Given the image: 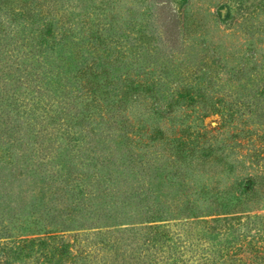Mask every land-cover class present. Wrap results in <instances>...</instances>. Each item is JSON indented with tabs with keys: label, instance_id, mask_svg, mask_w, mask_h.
Segmentation results:
<instances>
[{
	"label": "rangeland",
	"instance_id": "obj_1",
	"mask_svg": "<svg viewBox=\"0 0 264 264\" xmlns=\"http://www.w3.org/2000/svg\"><path fill=\"white\" fill-rule=\"evenodd\" d=\"M37 1L43 3L44 12L54 13L53 18L58 21L48 37L40 36L44 22L35 28L34 19H27L21 12V2L33 7ZM23 22L27 24L26 32L22 31ZM61 27L70 28L62 31ZM65 42L69 45L63 46ZM19 51L27 52L18 58L23 59L20 67L27 66L21 71L13 69L18 60L14 61L15 56L21 55ZM45 55L56 57L55 63L60 65L50 68L38 86L42 91L47 88L48 98L39 96L25 80V76L31 81L35 79L32 71L39 64L42 68L35 72L40 70L39 78L43 77V67H48ZM79 55L86 58V63L83 64V57L77 60ZM102 69L105 72L100 73ZM59 75L71 91L75 89L72 96L78 95L75 102H60L62 98L56 96L63 90L60 83L63 80L57 79ZM129 84L139 88V96L136 102L129 96L127 107L117 119L128 113L132 121L142 126L140 132L125 134L123 138L117 136L121 133L120 124L111 113L120 108L115 100L120 91L130 88ZM111 86L116 87L117 93H111ZM89 87L96 88L95 97L88 92ZM185 91L195 95L194 100L181 95ZM152 94L172 96L174 111L165 116L153 113ZM0 97V104L9 112L8 120L12 119L33 147L32 160L46 153L45 146L52 149L50 157L36 160L34 166L37 168L43 163L48 178L59 175L51 189L44 191V204L54 206L55 212L61 208V214L56 216L62 220L68 217L65 215L68 211L74 216L65 219V224L70 226L63 231L62 224L53 228L56 224H45L42 219L35 224L29 222L32 217H23L22 228L15 230L12 226V236L0 238V248L4 247L7 252L6 264H36L37 260H43L39 251H35L40 249L38 246L24 250L28 253L25 256H17V242L24 237L47 238V234L57 236L54 245L59 244L60 237L71 243L67 250L75 257L60 256L64 264H141L143 260L161 264L153 256L147 260L139 253L143 249L140 238L143 232L137 231V223L127 224L121 217L124 210L133 209V202L120 206L123 195L114 194L111 190L115 185L104 180V147L94 144L102 130L109 132L108 151L113 147L119 151L126 145L129 152L135 150L138 159L144 161L143 154L148 156L158 150L168 159L175 158L176 167L181 171L179 176L187 182V186L180 187H188L190 199L197 207L195 211H199L196 215L180 203L175 179L168 186L169 180L160 178L163 172L159 170L167 166L164 159L154 160L155 165L150 168L137 163L138 175L129 178L133 183L142 179V175L145 177L142 180L145 185L132 194H139L142 208L145 191L150 193L151 186L158 192V203L164 208L172 206L170 212L162 210L161 220L148 222L161 226L157 229L164 234L161 241L167 238L165 243L171 257L166 264H264V0H7L6 3L0 0ZM223 105L231 111V115L225 116V126L211 128L215 121L222 120L215 113L197 118L208 107ZM6 118L1 113L0 130ZM163 123L168 130L178 129L179 137L170 140L149 137L150 129ZM101 124L104 126L100 127ZM185 126H189V131L180 130ZM236 128H247L249 132L237 133ZM8 135L12 133L6 131L0 138V149L5 153L11 143L6 141ZM72 142L97 147L88 149L85 158L73 147L64 159L70 166H62L59 156H63ZM208 145L214 146L215 155L221 159L217 164L198 157L208 151ZM177 150L181 151L178 159ZM23 160L21 156L18 162ZM115 160L117 164L123 162V158L118 161V156ZM159 162L163 163L157 167ZM125 167L119 165L115 174L128 177ZM69 168L87 172L88 176L83 179L89 180L94 188L113 186L106 190V195L89 194L88 200H83L86 189L91 186L71 190L76 182L65 183ZM172 168L166 169H171L167 177L172 174ZM18 173V170L12 173L10 179L15 177L22 192L26 190L24 201L29 203L34 195L39 197V189L31 184L32 178ZM94 180L102 181L97 184ZM228 186L230 190L226 192ZM16 188V191L20 189ZM122 189L123 186L119 190ZM70 192L76 196L74 201L82 198L81 202L88 204L85 210H93L86 222L75 209L66 208ZM132 196L134 201L139 200ZM163 200L166 202L162 203ZM148 203L151 208L158 204L151 198ZM179 207H183L181 213L188 217L177 213ZM135 214L129 213L128 217ZM75 219H80L79 223ZM12 223L18 224L14 220ZM49 228L53 232L46 233ZM13 240L14 245L10 242ZM65 257L67 261L63 260Z\"/></svg>",
	"mask_w": 264,
	"mask_h": 264
},
{
	"label": "trees",
	"instance_id": "obj_2",
	"mask_svg": "<svg viewBox=\"0 0 264 264\" xmlns=\"http://www.w3.org/2000/svg\"><path fill=\"white\" fill-rule=\"evenodd\" d=\"M5 3L7 2V0H3ZM9 1V0H8ZM20 1V0H19ZM26 1V0H23ZM26 4L29 3H25V2H21L20 8L22 9V13L24 14V16L27 19H34V23H36L35 28H37L39 25L42 26L43 22L45 24L44 28L40 29L41 34L40 36L42 37H48L51 34V31H54L56 29V24L58 23L57 20H55L53 18V16L55 15L54 13H50V12H44L43 9V3L40 1L36 2V6L33 7H26ZM13 6H17V4H14ZM21 10V9H20ZM51 16L49 18L48 21H46V19ZM42 20V22L39 24L38 22ZM49 21H51L52 25L49 23ZM26 23L23 22V27L22 31L26 32ZM70 27H65L62 28V31L69 29ZM27 38L29 39V37L27 36ZM72 40V39H71ZM72 42V41H71ZM15 43V42H13ZM12 43V44H13ZM70 43V42H69ZM73 43H76L75 41H73ZM70 43V44H73ZM14 45V44H13ZM31 46H34V44L30 43ZM63 46H67L69 45L68 42H65L62 44ZM22 47V45H21ZM20 48V47H19ZM14 50L18 49L15 47H13ZM21 55H16L14 58V61L17 60L20 57H24L27 52H32L31 50H28L26 53H23L22 51H19ZM60 57H64L63 55H60ZM83 56L79 55V57H77V60L82 58ZM28 58H32V56H29ZM45 61L48 62V67H43L42 70V74L43 77L39 78L40 75V70L38 72H35L36 69H41L42 66L41 64L37 65V67H35V69L32 71V73L34 74V78L37 80L35 83V79H33L32 81L30 80V78L28 76H25V80L27 82V86L32 88V90H34L35 92H38L39 96H46V98L49 97V95L45 92V90L47 89L46 87L44 88V90H39L38 86L42 85V81L41 79L46 78V75L48 73V70L50 68H59L60 65L58 63H55V59L56 57L53 56H48L45 55L44 57ZM22 60V61H19ZM83 64L86 63V58L83 57L82 59ZM74 63V62H73ZM23 64V59H18L16 62V65L13 67V69L17 70V71H21V69L23 68H27V66H22ZM29 65H32V62L29 63ZM74 66H76V62L74 63ZM41 67V68H40ZM82 67V65L78 66L77 71L80 70V68ZM69 69V68H68ZM71 72V71H70ZM101 72H105L103 69L100 71ZM32 76V75H31ZM117 75H115L114 77L116 78ZM58 81H61V79L63 80V82L61 81V86L63 88L62 91H60L56 96L61 97L62 99H60V102H64V103H68V101L66 100H70L71 102H75V97L78 96H74L75 93V89L71 91V87L70 86H66L67 83L65 82V80L59 75L57 77ZM29 80L31 83H29ZM126 80H128L126 78ZM18 86V85H17ZM130 86L127 87L126 89H124L123 91H120V95L117 98V100L120 103L119 105V109L113 111L111 113V115L115 116V121L117 120L119 122V126L121 128V133L117 136L119 137H123L125 134H132L134 132H140V128L142 125L134 122L131 120L130 116L128 115V113H125L124 116H121L117 119V116L125 110V108L127 107V101H129V96L133 97V99H131V101L133 100L134 102H136L137 100L135 98H137V96H139V88L137 86H131L130 84L128 85ZM115 87V86H114ZM113 86L109 87L111 90V93H117V89L116 87L114 88ZM73 88H76V86H74ZM90 91H88L90 94H92L93 97L94 94H96V88L94 87H89ZM77 91V90H76ZM12 94H14L12 92ZM181 95L186 96L187 98H189V100H194L195 95H191L189 94L188 91L182 92ZM33 97V96H32ZM163 97L165 98V100H162ZM151 98H153V101L150 102V107H151V111L153 113H157L160 116L161 115H168L171 114L174 109L172 107V96H167L166 94H161L160 96L157 97V95L152 94ZM167 98V99H166ZM1 99V97H0ZM15 100H17V97H15ZM136 100V101H135ZM1 103V101H0ZM50 103V100H48V103ZM10 104V102H8L6 105ZM5 105V106H6ZM6 108H4L3 105L0 104V110L1 113L3 115H5L7 118L3 121V128H1L2 130H0V138L3 136V134L6 131H9L10 133H12V135H8L7 137V142H11L6 149L8 150V153H5L3 151V149H0V238L4 237H11L12 236V232H11V227L14 228L15 230H17L18 228H22L23 225L21 224V222L23 223L24 219L23 217L28 216V217H32V220L29 222L35 223L37 224L39 219H42V221H45V224H49V225H55L56 227L53 228H58L59 224H62V226L60 227V230H64L66 228V226H70V225H66L64 221H66L65 219H67L68 217H71L70 212L68 211V213L66 212L65 215L68 216L67 218H65L64 220H62L61 217L56 216L57 214H61V208L58 209V212H55L54 210V206L52 207H47L44 202H43V196L45 195L44 191H49L53 185V182L58 179V176H54L52 175V178H48L49 176L46 174V172H44L45 170H43V166L44 164L41 163L36 167L35 163L38 161V159L43 160L46 157H50L52 153V149H49V146H45L46 149V153H41L40 156H37L36 160H32V158H34V156L32 155L33 152V147L28 143V139H25L23 133H21V129L17 128L16 129V125L13 124L12 119L8 120V114L9 112L7 110H5ZM228 110V111H227ZM226 110V106L223 105V107H216V106H211L208 107L207 109H205L204 111L201 112V115H198L197 118H202L204 116L209 115L210 113H215L218 114L220 116V118L222 119L221 122L219 121H215L214 126H212L211 128H218V127H222L225 126L226 124V118L229 114L231 115V111L228 108ZM200 112V111H199ZM0 113V116H1ZM2 122V121H1ZM102 122V121H101ZM100 127H103L104 125H99ZM116 126V125H115ZM99 127V128H100ZM169 127L165 126V123L163 124H159V125H155L154 127H152L150 129L149 132V137L152 138H161V139H167L170 140L171 138L174 137V139H177V132L178 129H174L171 128L170 130H168ZM237 129V133L242 132L243 134L246 135L247 132H249V129L247 128H236ZM180 130L182 131H189V126H185V127H181ZM67 131V130H65ZM104 133V137L102 136V134ZM199 133V132H198ZM237 133H231V135H237ZM53 133L51 132L50 135H52ZM199 134H201V136H204L203 132H200ZM12 136V137H11ZM104 138V139H103ZM130 141H133L132 136L128 137ZM73 139H78V137H74ZM82 139V137L80 138ZM109 140V142L106 143V141ZM5 141V142H6ZM95 141V140H94ZM2 142H0L1 144ZM89 143V141L87 142ZM101 147H104V171H105V178L104 180H107V182H109L110 184H114L115 186L113 187V189L111 191L114 190V194H122L123 197L120 200V206H124L127 205L126 203H128L130 201L133 202V209H131L130 211L124 210V214L121 216L122 211L119 212L120 216L124 218V220L126 221L127 224H135L137 223V231H142L143 233L140 235V238L142 240V250H140V254H142V256H146V259H150V255L153 256L155 259L154 260H158L161 262V264H166L168 259L171 257V253L169 248L166 245V240L167 238L163 239L161 241V238L164 237V234L162 232H157V229H161L159 225H149L148 222H153L155 219H159L161 220V218H163L164 215H162V210H167V212H170V210H172V206H166L164 208V206H162V204L158 203V201H160V199L157 197L158 196V192L153 191L152 189L154 187H150V193L147 191H145V204L144 207L142 208V203L140 202V196L135 195L132 196V194H134V192H138V188H142L145 185V182L142 181L145 179V177H143L142 175V179H137L135 182L130 183L129 182V178L135 176V174H137L139 172L138 169H136V165L137 163L140 165L146 164L147 168H150L152 166L155 165L154 160H159L161 161L162 159H164L165 163H167V166L164 167L162 170H159V173H162V178L163 180H169V184L168 186H171L172 180L175 179V185H176V189L177 192L179 193V197L180 198V203L185 206V209L190 210L191 214L196 215V212L199 211H195L197 207H195L194 204V200L190 199V193L188 191V187H180V185H184L187 186V182H185L184 179H182L179 175L180 172L179 168L176 167V163L175 158H170L168 159V156H164L163 153H159L158 150H155V152L152 154L149 153V155L147 156L146 154H143L144 156V161L143 160H139L138 159V153L135 150H132L129 152V148L127 149L126 147V143L125 141L122 142V146L119 151L114 150V147L111 151H108V147L110 146V138H109V132H106L104 130H102L99 134H98V139L96 140V143L94 142V144H99ZM70 147L66 148L64 150V154L63 156H59L60 161L63 162L62 166H70V164H66L64 159L67 155H69V152H71L73 150V147L77 148V152L80 153L79 156H84L83 158H85V156L88 155L87 150L88 149H94L95 147H97V145H93L91 148H88L87 146H85L86 144H81V143H76V142H72L69 143ZM59 148V146H58ZM206 149H208L207 152H205L204 154H201L200 156H198L199 158L201 157L203 161L206 162H214L215 164H217L221 159L215 155V150H214V146L212 145H208L206 147ZM30 151V155L26 154V151ZM176 156L177 159L181 157V151L177 150L176 151ZM76 154H74V156H76ZM23 156L24 160L21 162L19 161V158ZM116 156L119 157L120 161L123 158V162L117 164L116 163ZM186 156V155H185ZM188 156V155H187ZM32 160V161H31ZM163 161V160H162ZM79 163H83L82 161H78ZM163 162H159L157 164V167H160V165ZM90 164V163H88ZM24 167L22 168L21 166ZM119 165H127L128 168V177L127 176H122L121 174H115L117 172V169L119 167ZM39 167V168H38ZM72 167V166H71ZM168 167H173L174 170L172 172V174L170 175V177H167V174L171 172L170 170H166ZM66 168V167H65ZM172 168V169H173ZM45 169V168H44ZM7 170V171H6ZM20 174H25V176L27 178H32L31 179V184L33 186H35V188H38L39 190V197H36V195L33 196V198L31 200H29L30 202L27 203L24 201V193L26 192L23 191L22 192V188L20 184L15 183L16 179L15 177H13L12 179H10V176L12 175V173H14L15 171H17ZM18 173V174H19ZM124 173V172H123ZM177 173V174H176ZM37 174V175H36ZM36 175V176H35ZM138 175V174H137ZM150 175H152V173H150ZM88 176L87 172H75V171H71L70 168L68 170H66L65 173V177H66V184L69 183H75L76 185H74L71 190H73L74 187L77 188H81V186L87 188L88 186H91L90 188L88 187L85 191V197H83L84 199H87V196L90 194L92 196H98L100 194L106 195L107 192L106 190L109 189V187L113 186V185H105V187L101 188L100 186L94 188L93 184L87 180V179H83L85 177ZM90 176V175H89ZM93 176V175H92ZM175 176V177H174ZM25 180V178H24ZM83 180V181H82ZM40 182L37 184V182ZM102 180H94V182H96L97 184H99ZM82 183L81 185L78 184ZM27 184V182L25 183ZM44 185H48L49 188H44ZM69 185H66V187ZM123 186V189L120 191L119 189ZM16 187H18L19 190L16 191ZM55 188H61L59 186L55 187ZM112 188V187H111ZM137 188V189H136ZM163 188V187H161ZM163 190V189H161ZM172 190V189H170ZM230 190V186H228L227 188H225L226 192H229ZM46 191V192H47ZM161 192V191H160ZM170 192V191H169ZM69 194V193H68ZM195 194V193H194ZM118 195H115V197H117ZM131 196L133 198L136 197V199H139L138 201H134ZM76 197L73 192H70V201L66 204V208L70 207L71 209H75L76 212H79V215H83L85 218L84 220H82L83 222H86L85 220L89 218V215L93 212L92 209H86V206L88 207V204L81 202L82 198H79V201H74V198ZM148 198L153 199V202L158 203L157 206L155 208H151L150 204L148 203ZM21 200V202L19 201ZM116 200L115 199V204H116ZM166 202L165 200H163L162 203ZM90 206V205H89ZM92 206H90L91 208ZM64 208V209H66ZM89 208V207H88ZM95 208V207H94ZM183 207H179L177 210V213L180 216H184L188 217L187 214H183L181 213L183 210ZM55 212V213H54ZM136 212V214L133 217H128V214L130 213H134ZM139 212V216L137 215V213ZM166 212V211H164ZM164 214V213H163ZM93 216V215H92ZM71 218H74V216H72ZM117 218V217H116ZM129 218V219H128ZM36 219V220H35ZM135 219V221L132 222V220ZM13 220L14 223L18 222L17 225H13ZM38 220V221H37ZM74 219H71V221L73 222ZM80 219H75V221L77 223H79ZM137 220V221H136ZM3 222H5L6 224H3ZM12 223V224H11ZM182 223H185V221H182ZM11 224V225H10ZM10 225V226H9ZM46 233H51L53 232L52 229H46L45 230ZM47 238H39V237H24V238H19V241L17 242V247H18V254L17 256H25L26 254H28L26 251L24 250H31L33 247L38 246L40 249H35V251H39V255L42 256L43 260H37L36 264H64L62 260H60V256H67V255H71V258H74L75 256L72 255L67 248L71 247V243H69L68 241H63L62 237H60V242L58 245H54L53 241L54 239L57 238V236H55L54 234H47ZM51 239V240H48ZM11 243H13V245L16 243L15 240L10 241ZM8 242H4V244H7ZM166 246V248H165ZM5 248L2 247L0 248V264H6L5 262L6 259L5 257L7 256V252L4 250ZM11 249V248H10ZM146 251H150L149 254H146ZM152 252V254H151ZM138 253V255H139ZM4 258V259H2ZM7 258V257H6ZM63 260L67 261L68 259L65 257ZM153 260V262H155ZM141 264H149L146 260H143L141 262Z\"/></svg>",
	"mask_w": 264,
	"mask_h": 264
}]
</instances>
